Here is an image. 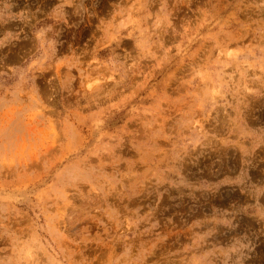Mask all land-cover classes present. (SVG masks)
Returning a JSON list of instances; mask_svg holds the SVG:
<instances>
[{
	"label": "rangeland",
	"instance_id": "rangeland-1",
	"mask_svg": "<svg viewBox=\"0 0 264 264\" xmlns=\"http://www.w3.org/2000/svg\"><path fill=\"white\" fill-rule=\"evenodd\" d=\"M0 264H264V0H0Z\"/></svg>",
	"mask_w": 264,
	"mask_h": 264
}]
</instances>
